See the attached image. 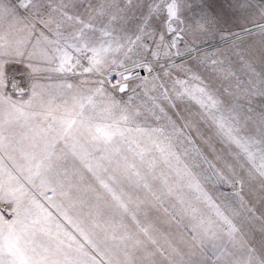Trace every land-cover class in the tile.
Here are the masks:
<instances>
[{
  "label": "snow or ice",
  "instance_id": "snow-or-ice-1",
  "mask_svg": "<svg viewBox=\"0 0 264 264\" xmlns=\"http://www.w3.org/2000/svg\"><path fill=\"white\" fill-rule=\"evenodd\" d=\"M184 5L0 0V264H264V23Z\"/></svg>",
  "mask_w": 264,
  "mask_h": 264
},
{
  "label": "rangeland",
  "instance_id": "rangeland-1",
  "mask_svg": "<svg viewBox=\"0 0 264 264\" xmlns=\"http://www.w3.org/2000/svg\"><path fill=\"white\" fill-rule=\"evenodd\" d=\"M261 5H264V0H185L183 17L192 23L205 16L216 15L220 19L217 24L219 32L232 31L247 41L249 37L244 34L243 27L252 28L250 21L253 19L258 23H264L260 18ZM218 39L219 37L217 41ZM11 71L18 80L23 81L22 66H14Z\"/></svg>",
  "mask_w": 264,
  "mask_h": 264
}]
</instances>
